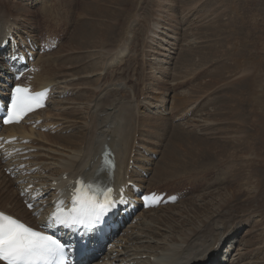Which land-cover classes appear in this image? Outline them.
Here are the masks:
<instances>
[{"label":"rangeland","instance_id":"rangeland-1","mask_svg":"<svg viewBox=\"0 0 264 264\" xmlns=\"http://www.w3.org/2000/svg\"><path fill=\"white\" fill-rule=\"evenodd\" d=\"M2 1L4 2L0 1V11H2L3 8L5 9L3 3H7V0ZM60 1L61 0H8L7 5L10 4V6L6 8L5 15H10L9 18H11L10 21H12L15 15L21 14L27 21L25 25H34L37 34L43 32L49 33L48 30L55 33L60 38V44L57 49L53 51L54 53L51 54L50 60L55 58V61H62L65 63L66 58L71 56L75 57V54L70 55L71 53H66V50L69 49L70 39H72L75 33L77 26L76 19L83 17L82 20L89 18L95 21L96 18L93 15L94 9H89V7H87V4L92 0H63L66 2L64 7L66 12L63 13H59L61 7H63V3L62 1L60 3ZM103 2H100V0L97 1V3ZM51 6L52 10L58 11L60 20L63 22L64 26H56L55 28L52 24L53 22H50L51 20L42 19L39 15L42 9L46 10ZM110 7L114 6L110 4ZM120 7L124 10V12L120 13V19L122 18L125 20L128 28L119 40H115L114 37L111 40L114 43L107 44L103 48H114L116 52L123 44L125 45L126 43L127 46L130 44L126 49H130V53H135L136 59L130 60L131 58H128L129 61L121 63V68L117 70V75H115L114 73L112 74V69L116 68L113 64L112 67H110L111 64L109 61L104 63L106 60L102 57L100 52L101 49L90 48L89 50H82L81 52H84L83 54H85V56H87L86 54L88 52L95 55L93 59L89 58L90 60H86L92 63L95 61L98 65L94 64L95 68H93L94 71L91 74H83L80 72V67L84 66V64H86L85 62H87L83 61L75 65L76 67L74 66L78 73L70 69L66 70V72H70V75L73 76V78H68L66 80H73V84H83L82 82H77L78 78L88 76L87 78L94 80L93 84L92 86H73V91L68 89L69 92L67 90V97L63 99L61 97L51 99L54 103L52 102L53 104L48 106L50 110L48 118H52L59 122V125L69 126L73 123H75L76 127H83L84 125L86 126V124L89 125L90 122H93V119L92 117L91 120L90 118H86L88 113L89 115H94L99 118L100 113L90 110L94 104V98L99 95L98 93L104 92L105 88H121L119 84L124 83L125 86H123V89L126 90L125 97H128V101L131 100L134 105L136 102L137 104L143 101L145 103L144 106L136 108V116H138L136 128L138 129L135 134V141L133 140L132 142L133 148L136 147L141 149H135L134 154L136 156L134 155L135 157H133V160L134 164L139 168L136 169V171L143 170L146 173L143 174V176L146 175V177H142L145 179L142 183L144 189H154L157 191L167 190L168 192L181 193L182 199L178 203H175V205L189 199L171 210H157L153 211L155 213H150V215L153 214L158 216L160 214H167L166 216H171L175 218L174 220H182V218L176 216V213L180 212L184 215V213L188 211L190 216L188 220H193L192 216L195 215V212L199 211L197 213H200L203 211L198 207L195 208V210L189 207H195L196 205L203 206V202L207 203V200L209 201L211 198H215L218 202L220 198H227V196L231 197L233 195L234 197L231 198L232 200L223 207L225 208L229 205L230 208H234V213L240 219L239 227L217 246L219 254L216 252V258L212 257L211 253L208 252V259L196 264L208 262L211 264L212 262L214 264H264V0H123L122 6H115L114 9L117 11ZM22 9L25 11L23 12ZM27 12H29V14H27ZM0 14L4 15L2 12H0ZM117 17L118 15L115 17L116 19L113 18V21L116 22L119 18ZM82 20H80V22H82ZM156 22L159 23V30ZM87 25L89 24H83L81 28ZM216 25L220 28L218 35H216V31H218L215 29ZM7 26L15 28L10 23ZM51 28L52 30H50ZM165 29L166 32L164 31ZM157 30L166 35L158 36L160 33ZM150 31L152 33H150ZM38 36L39 35H37V37ZM117 41L120 42L117 43ZM215 42L218 43V46H214L215 49H207ZM189 48L196 49L197 51L200 49V51L195 53L196 55L192 57V61L188 59L190 62L188 60V62H186V58L183 60L182 56H185L183 52H186ZM2 52H0L1 56H3ZM218 54L219 56L221 55L220 58H218ZM206 56H209L208 58L212 61L216 60V62L213 63L210 62V60L208 62L203 60L202 57L207 58ZM116 62H118V60ZM158 64L162 67L159 68ZM218 64L220 66H217ZM222 65H224V67ZM135 66L136 73L133 70L134 68H132ZM105 76H110V81L105 80ZM58 81L63 82L64 80L58 79ZM59 87H61V89H56L54 92L65 93L62 88L63 86L60 85ZM88 93L90 99L82 101V104L78 105L79 101H74L80 98V95L87 96ZM95 93L97 94L95 95ZM154 96H161L163 98L161 99L160 97V100L159 98L156 99ZM184 96L187 99H184ZM194 98H196V101ZM232 102H234V104H232ZM230 103L232 104V108H237L236 111L239 110L238 112L245 115L242 117V120L244 122H249V124H246L244 127L245 130L242 131L243 122H235V120L230 118L232 117L230 114H228L229 117L225 114L227 113L226 111ZM180 105H182L181 108ZM223 105L225 107H223ZM202 107L206 109L203 108L202 110ZM70 108H73L79 113L77 119H67L63 121L60 114L66 112V110ZM110 111L109 108L108 112ZM160 111L165 112L161 115L158 114ZM179 111L184 114H181ZM248 115H250L252 121H247ZM140 116H142L143 119ZM225 116L227 118H224ZM139 118L141 119L139 120ZM164 119L166 120L165 123H163ZM48 121L56 125V128L59 126L51 120ZM146 121H148V124L145 123ZM100 122L105 123L106 120L103 121V119L100 118L99 123ZM161 123H163L162 126H160ZM118 124L119 123H117L116 126H118ZM157 125L159 126L157 127ZM231 125L233 128H236L233 129L236 132L231 133ZM40 126H38V130ZM111 128L112 127H109V129ZM55 131V133H57L58 129ZM244 131H248L247 133L252 136V138L249 136L251 138L250 140L242 141ZM55 133L48 134L55 135ZM96 136L100 137L99 135ZM240 136L242 140L239 139ZM235 137H237L238 141L232 144L233 147L230 146V144L228 145ZM108 139L112 138L109 136ZM190 139L207 142V144L215 143L221 146V148L213 147L212 149V145H207L209 148L204 157H199L197 155V150H194L192 156L189 157L191 152L187 150L185 145L188 141L190 142ZM194 142L195 141H192V143ZM244 142H246L245 144L247 145H245ZM249 142L251 143L249 144ZM31 144H34L33 139H31ZM196 144H201V142ZM234 145H237V147ZM116 149H119V145H112V151ZM55 150L56 153L51 151L48 153L57 156L62 148L52 147V151ZM213 150H215V152L218 151V155L222 156L219 157L217 154L214 155ZM36 151H38V153L43 151L47 153V150ZM173 153H175V155H173ZM225 156L228 159L220 160ZM206 159L212 160L207 164L209 166H199L198 161ZM219 160L221 161L220 163H225V166L224 164L221 166ZM189 161L194 165L196 163L198 165L191 167L193 164L189 165ZM194 161H196V163ZM170 162L173 167L168 164ZM214 162L216 163V167L214 166ZM4 163L3 161L1 166H4ZM162 164L166 165V167L163 166V168L167 169L166 173L169 172L171 174L166 178L158 176V178L155 179L154 173L157 174V172H159V168ZM158 166L160 167L158 168ZM213 167L216 170H214ZM72 168L74 169L75 166ZM202 168H204V170H202ZM136 171L132 174L135 175ZM191 171L195 173L193 174L194 176ZM2 173L6 176V171H2L1 168L0 175H2ZM128 174H130L129 171ZM6 177L9 181L5 180V182L2 183L0 179V187H6L4 194L11 195L12 191H14V180H10V175ZM178 186H181V188ZM238 190L241 192L239 197H237L238 194L236 192ZM17 198H19V195L15 194L14 204H18V208H21L22 205H19ZM19 200L21 201L20 198ZM213 204H215V201H212V205ZM216 207L218 208V206ZM216 207L213 206L212 208L215 210ZM192 211H194V213ZM148 216L149 215H147V218H139L142 219V223L135 222V225L130 223L127 230H133L132 233L136 232L142 226L140 223L145 224L149 221ZM166 223L163 225L165 226ZM136 226H138V228ZM160 231H162L161 228H158L157 232ZM160 234L163 238V233L161 232Z\"/></svg>","mask_w":264,"mask_h":264},{"label":"bare ground","instance_id":"bare-ground-1","mask_svg":"<svg viewBox=\"0 0 264 264\" xmlns=\"http://www.w3.org/2000/svg\"><path fill=\"white\" fill-rule=\"evenodd\" d=\"M0 1L4 2L2 0H0ZM61 1L63 3V5H62L63 7H61V10L59 13L66 12L65 8H64L66 2L63 0H61ZM61 1H60V3H61ZM97 1L98 0H92L88 4L86 3L87 7H89V9H94L93 15L96 18L95 21H92L89 18L82 20L83 17H80V16H79L80 18L76 19L77 26L75 29V33L73 34L72 39H70L69 49L66 50L67 51L66 53H71L70 55L75 54V57L71 56V57L66 58L65 63H63L62 61L57 62V61H55V58H53V60H50L51 54L42 55V56H39L37 58V60L35 62V67L38 69V72L33 75V80L31 81V85L34 87V89H39V88L50 85L52 87L53 93L56 94L57 96H60L63 94L62 92H54V90H56V89L57 90L61 89V87H59L60 85L63 86L62 88L65 92H68L67 91L68 89H70V91L71 90L73 91V89H74L73 86H75V87H79L78 85H83V86L84 85H90V86H92L94 80H91V78H87L88 76H85L84 78H78L77 82H82L83 84H76V83L73 84V80H70V81L66 80L68 78H73V76L70 75V72H66L67 69H70L72 71L77 72V70H75V68H74L75 65L82 63L83 61H87L86 59H89V58L93 59V57L95 56L92 53L90 54L89 52L86 54L87 56H85V54H83L84 52L83 53L81 52L82 50H86V49L89 50L90 48L101 49L100 52L102 54V57L104 60H106L104 63L109 61V63L111 64L110 67H112V64H113L114 67L116 68V69H112V74L114 73L115 75H117L116 74L117 70H119V68H121L120 67L121 63H125V62L129 61L128 58H131L130 60L136 59L135 55H134L135 53H130L129 52L130 49H126V47H128L130 44L128 46L126 43H125V45L123 44V46H120V48L118 47L119 49L116 52H115L114 48H112V49L103 48L107 44H111V43L113 44L114 43L113 41H111L112 38L115 37V40L116 39L119 40V38H121L123 36V33L128 28L126 23H125V20H123L122 18L120 19V13L124 12L123 8L120 7L117 11L114 9L115 6H122L123 0H113V2H112V0H104V2H103V0H100V2H103V3H97ZM119 2H121V3H119ZM3 4H4L3 6H5V9L3 8V10L0 12L4 13V15H5L6 14L5 10H6V8H8L10 6V4L7 5L8 0H7V3H3ZM106 4L109 6H107ZM110 4L113 5L114 7H110ZM52 6L46 10L42 9L40 11L39 15L41 16L42 19L51 20L50 22H53L52 24L56 28V26H58V27L62 26L63 22L60 20V15L58 14V11L56 12V11L51 9ZM54 7H56V6H54ZM41 8H43V7H41ZM22 11L24 12L25 10L22 9ZM166 11H168V10H166ZM22 14H24V13H22ZM27 14H29V12H27ZM65 14H67V13H65ZM4 15L0 14V45L5 38L6 30L9 32H12L19 39H22L24 41L26 38H29L32 40V38H34L37 35V32H35L34 25L33 26H32V24H26L25 25V23L27 21L23 18V16L21 14L15 15V17L13 18L12 21H10V19H11V18H9L10 15H7V16L6 15L4 16ZM117 15L119 18L117 17L118 20L115 22V21H113L114 20L113 18H115ZM27 17H28V15H27ZM124 19H125V17H124ZM80 20H82V22H80ZM9 23L11 25H13V27H15V28L8 27L7 25ZM83 24H89V25L83 26L81 28V26ZM153 24H155V23H153ZM156 24H158L157 26H158V30H159L160 29L159 23L156 22ZM132 28H134V27H132ZM215 29L218 30V31H216V35H218V33L220 32L219 26L216 25ZM50 30H52V28ZM164 31L166 32V29ZM48 32H50V31L48 30ZM150 33H152V32L150 31ZM159 33L160 34H158V36L166 35L163 32H159ZM129 34H130V32H129ZM155 34H154V36H155ZM22 35H25V37H22ZM156 38H157V36H156ZM154 39H152V40H154ZM161 39H162V37H161ZM32 41L34 42V40H32ZM131 41H132V39H131ZM118 42H120V41H117V43ZM126 42H128V41H126ZM214 46L215 47L218 46V43L217 42L213 43L207 49H210V50L215 49ZM198 51H200V49ZM198 51L196 49H192V48H189L186 52L182 51L183 55H185V56H182L183 60H184V58H186V62L189 61L188 59H190V61H192L193 60L192 57L194 55H196L195 53H197ZM164 55H166V54H164ZM197 55H199V54H197ZM218 56H219V54H218ZM220 56L218 58H220ZM86 57H88V58H86ZM208 57L207 58L202 57V58H203V60H206L208 62L210 60ZM95 59H96V57H95ZM122 59H124V60H122ZM5 60H6L5 57L0 55V71H2L4 73V77L0 76V78L7 79L6 78L8 76L7 73H9V72L4 69ZM117 60H118V62H116ZM210 62L214 63V62H216V60H214V61L210 60ZM85 63L87 65L84 64V66L80 67V72L83 74H88V73L91 74L94 71L93 68H95L94 64L98 65V63H96L95 61H94V63H92L91 61H87ZM158 66H159V68L162 67L159 64H158ZM217 66H220V65L218 64ZM222 66L224 67V65H222ZM132 68H134L133 70L135 72L136 66L132 67ZM187 68H188V66H187ZM211 68H213V67H211ZM152 69H154V68H152ZM164 70H167V69H164ZM214 75H216V74H214ZM110 78H111L110 76H105L104 79L109 80ZM58 79H63L64 81L59 82ZM7 80H8L7 82L10 81V79H7ZM124 82H126V81H124ZM119 86H121V88H115V87H113L112 89L111 88H105L104 92L98 93L99 95L94 98V101H93L94 104L90 110L93 112H98L100 114H99V118H97L94 115H89V113H88L86 118H90V120H91V117H92V119H93V122L92 123L90 122L89 125L86 124V126L84 125L83 127H76L75 123H73L72 125L70 124L69 126L63 125L64 127L58 129V132L55 133V135L42 134L40 132L34 133V131H35L33 129L34 126L29 125L28 127H25L23 123H20L19 125H13V126H10L8 128H5L1 134H5L7 136H18L19 140L25 139V138L30 140V144L25 145V149H27V150H42V151L47 150V153H45L46 155H42L41 153H38V151L33 152V153H29L27 155L31 159L28 161H25L24 163H30L31 167H33V169H35V172H33V174H31V175H25L21 179H29L33 183H35L36 185H39L46 198H49L51 196H53V197L56 196L55 192H58V194H63V193L66 194L68 191L67 188L70 186L71 182L75 181L78 177H82V178H85L86 180H90V179L94 178L95 174H98V168H99L100 159H101L100 155L103 152L105 145L108 146L112 150V145L118 144L119 149H116L115 151H113V153L115 155V160H116V167H115V171L113 173L114 184L121 185V184H125L127 181H134V182H137L140 187H142L141 183L144 181V179L142 177H140V171H136L135 175H133V174L130 175V174H128V167H129V161L131 160V158H133V157H130V155L132 152H135V149L133 150V147H132V142L135 139V134L137 133V129H138V128H136L137 127L136 126L137 125L136 120L138 119V116H136L137 115L136 114L137 113L136 108L144 106L145 103H144V101L141 103L138 102V104L136 102V104L134 105V103H132L131 100L128 101L129 100L128 97H125L126 90L123 89L124 88L123 86H125L124 83L119 84ZM198 86H200V85H198ZM97 88H98V86H97ZM138 92H136V93H138ZM215 92H217V91H215ZM96 94L97 93H95V95ZM126 94H128V93H126ZM79 97L80 98L74 100V101H79L78 105L82 104L83 103L82 101L90 99L89 93L87 96H81L80 95ZM151 97H153V96H151ZM160 97L161 96H157L155 98L160 99ZM162 98L163 97H161V99ZM177 99H179V98H177ZM184 99H187V98H185V96H184ZM195 99L196 98H194V100ZM188 100H186V101H188ZM141 101H142V99H141ZM184 102H185V100H184ZM49 103H52V101L50 100ZM232 104H234V102H232ZM232 104L230 103L229 108L226 111L227 113H225V114H227L228 117H229L228 114H230V116H232L230 118L235 120V122L236 121L243 122V125H242V127H243L242 131H243V130H245L244 127L246 126V124H249V122H244L242 120V117H244L245 115H242L240 112H238L239 110L236 111L237 108H235V109L232 108L231 107ZM170 106H171V104H170ZM181 106L182 105H180V108H181ZM47 107L44 110L39 111L36 115H34V119H41V117L48 118L49 117L48 113L50 110L48 109L49 107L48 108ZM223 107H225V106L223 105ZM109 108L111 110L110 112H108ZM203 108L206 109L205 107H202V110H203ZM84 111H86V110H84ZM163 112H165V111H160V112H158V114L162 115ZM77 113L78 112L76 110H74L73 108H70L69 110H66V112L61 113L60 117H62L63 121L67 120V119H77V116L79 115V113L78 114ZM171 114H172V112H171ZM181 114H184V113L182 112ZM142 116H140V117H142ZM158 117H159V115H158ZM82 118H84V117H82ZM100 118H102L103 121L106 120V122L105 123H102V122L99 123ZM224 118H227V117L225 116ZM250 118H251L250 115H248L247 121H252ZM140 119L141 118H139V120ZM142 119H143V117H142ZM165 119H167V118H165ZM165 119H164L163 123H165V121H166ZM49 120H51V119H49ZM152 120H154V119H152ZM157 120H158V118H157ZM160 120H163V119L161 118ZM155 121H156V119H155ZM147 122L148 121H146L145 123H147ZM117 123H119L118 126H116ZM159 123H160V121H159ZM163 123H161L160 126H162ZM167 123H166V128H167ZM157 124H158V122H157ZM234 124H232V125H234ZM232 125L230 126V128L232 129L231 133L236 132L233 130L236 128H233ZM53 126H55V125L51 124L49 121L44 122V120H43V123H41L40 128L41 127H46V128L50 127L51 128ZM158 126L159 125H157V127ZM208 126H210V125H208ZM109 127H112V128L109 129ZM157 127H155V128H157ZM161 129H162V127H161ZM63 132H65V133H63ZM150 132H152V131H150ZM247 132H245V131L243 132L244 133V136H242L243 140L241 139V136L239 139H241L242 141L250 140L252 138V136H250L249 133H247ZM96 135H99L100 137H97ZM109 136L112 139H108ZM115 137L117 138V140L115 139ZM32 138H34L33 139L34 144H31ZM199 140H201V139H199ZM192 141H195V142L192 143ZM237 141H238V139H237V137H235L233 140L230 141V143H228V145L230 144V146L233 147L232 144H235L234 142H237ZM151 142H152V140H151ZM200 142H201V144H196V143H200ZM245 143L246 142H244V144ZM250 143L251 142H249V144ZM202 145H206V146H202ZM207 145H212V149H213V147L221 148V146H218V144H215V143L207 144V142L198 141L195 139H190V142L188 141V143L185 145V147L187 148V150L189 152H191L189 154L190 155L189 157L192 156V152L194 150H197V155L199 157L200 156L204 157L205 153L208 152L209 147ZM245 145H247V144H245ZM234 146L237 147V145H234ZM52 147L62 148V150L60 152H58L59 155L56 156L55 154L48 153L50 151L56 153V150L52 151ZM213 151H214V153H213L214 155L217 154V156H219L218 155L219 153H217L218 151L217 152H215V150H213ZM173 155H175V153H173ZM221 156H219V157H221ZM217 159H218V157H217ZM224 159L226 160L228 158H226V156H225V157H222L220 160H224ZM220 160H219V163L221 162ZM209 161H212V160L206 159L203 161H198V163H199V166L206 167V166H209V165H207L209 163ZM215 161H217V160H215ZM0 162L1 163L3 162L1 157H0ZM194 162L196 163V161H194ZM1 163H0V168H4V170L7 171V170H9L10 164L12 162H11V160L6 161L4 163V166H1ZM168 164H170L171 167H173L171 162ZM185 164H187V163H185ZM190 164H193V163H190V161H189V165ZM220 164H221V166H222V164H224V166H225V163H220ZM197 165L198 164L196 163L195 165L193 164L191 167L197 166ZM74 166H75V168H74L75 170L72 168ZM163 166L166 167L165 164L164 165L162 164L161 167L158 166V168L159 167L160 168H159V172H157L158 175L156 173H154L155 179L158 178V176L165 177V178L170 176L171 173H169V172L166 173L167 169L163 168ZM212 166H211V168H212ZM214 166L216 167V163ZM167 167H168V165H167ZM72 169H73V172H72ZM206 169H209V168H206ZM220 169H222V168H220ZM202 170H204V168H202ZM214 170H216V169L214 168ZM219 172H220V170H219ZM193 174H195V173L192 172V175ZM64 176H66L65 179H64ZM126 176H129V178L127 180L125 179ZM100 178H103L106 180L105 175H100ZM0 179L2 180V183L5 182V180L9 181V179L6 176H4L3 173H2V175H0ZM132 179H134V180H132ZM195 179H198V178H195ZM17 182H18L17 179H14V181H13V184H14L13 189L14 190H15V188L19 187ZM258 183H260V182H258ZM54 184H55V186H54ZM5 188L6 187H3V188L0 187V210L5 211V212L7 211V209L10 210L11 211L10 213L7 211L9 214L17 217L18 219L22 220L23 222H25L29 225L36 223L35 219H33L31 217V213L27 212V210H25L23 207H21L22 209L18 208V204H14V195H15L14 191H12L11 195L10 194L6 195V194H4ZM179 188H181V186ZM239 189H240V187H239ZM224 192H226V191H224ZM236 192L238 194V196L237 195L236 196L239 197V194H241V192H239V190ZM217 193H219V192H217ZM210 194H212V193H210ZM233 197L234 196L232 195L231 197L227 196V198H220L217 202V200L215 198H211V195H210L211 199H209V201L207 200V203L203 202L204 203L203 206L202 205L201 206L196 205L195 207L194 206L189 207V208H193V210H195V208L198 207L200 210L203 211L200 213H197L199 211H197L195 213H194V211H192L195 214L194 216H192L193 220H188L190 217L188 214V211L186 213H184V215H183V213H180V212L176 213V216L178 218H182V220H174L175 218H172L171 216H166L167 214L166 215L160 214L158 216H155L153 214L150 215V213H155L153 211H157V210L158 211L171 210L172 208H175V207L179 206L180 204L185 203L189 199L182 201L178 205H175V204L166 205V207L157 208L156 210L153 209V210H147L145 212H141L142 214L139 213L138 216L135 217V220H138L139 218H143V217L147 218V215H149L148 216L149 221H147L145 224H141L142 223L141 222L140 225H142V226H141V228H139L137 230L138 232L136 231V232L132 233L133 230H130V234L126 238H122V239L116 238L117 241L115 244H113V248H111L107 251H104V255L102 257H100L99 259H97V261L102 259L105 264H196L199 262H203V261L208 259V257H207L208 252H210L211 255L216 254L215 252L218 253L217 246L220 243H222L224 241V239H226L230 233H234V231L239 227V220L240 219L234 213V211H233L234 208H230L229 205H228V207H225V208L223 207V206H226V204L230 200H232L231 198H233ZM17 200H18L19 205H20L21 201L19 200V198H17ZM212 201H215V204L212 205ZM213 206H215V207L218 206V208L216 207L214 210V208H212ZM211 209H213V210H211ZM204 213H206V214H204ZM166 221H167V223H166ZM117 223H118V225H120L119 220L117 221ZM164 223H166L165 226L163 225ZM136 227L138 228V226H136ZM158 228H161L162 231L157 232ZM254 231H256V230H254ZM161 232L163 233V238L161 237V234H160ZM120 243H121V245H120ZM99 246H100V242H92L91 243V248H96ZM119 247H121V249H119ZM234 248H235V246H234ZM116 249H118V250H116ZM213 257L216 258L217 255L213 256ZM226 257H227V255H226ZM226 257H223V258H226ZM211 262H212V260H211ZM228 262H229V259H228ZM212 264H214V263L212 262Z\"/></svg>","mask_w":264,"mask_h":264},{"label":"snow or ice","instance_id":"snow-or-ice-1","mask_svg":"<svg viewBox=\"0 0 264 264\" xmlns=\"http://www.w3.org/2000/svg\"><path fill=\"white\" fill-rule=\"evenodd\" d=\"M48 90L31 92L27 87L16 86L12 90L10 105L5 116L0 117L3 124L20 123L29 113L43 108L47 99ZM26 143V141H25ZM83 181H77V191L74 193L70 211L59 209L51 218L45 229L56 225L71 228L73 225H82L89 230L101 224L109 210L117 203L111 198V187L104 188L99 195L93 189L94 184H88L87 190ZM156 194L143 196L145 206L149 201L160 202ZM175 197L172 198L173 202ZM120 202H126L123 194ZM32 208V204H28ZM66 245L54 235L46 231H36L11 215L0 212V262L3 264H63L66 258Z\"/></svg>","mask_w":264,"mask_h":264}]
</instances>
